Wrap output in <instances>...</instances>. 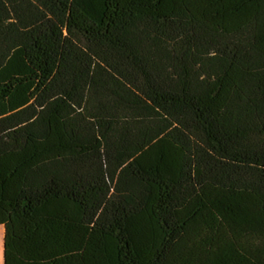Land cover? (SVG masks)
<instances>
[{"label":"trees","instance_id":"16d2710c","mask_svg":"<svg viewBox=\"0 0 264 264\" xmlns=\"http://www.w3.org/2000/svg\"><path fill=\"white\" fill-rule=\"evenodd\" d=\"M3 264H264V0H0Z\"/></svg>","mask_w":264,"mask_h":264},{"label":"rangeland","instance_id":"374dc122","mask_svg":"<svg viewBox=\"0 0 264 264\" xmlns=\"http://www.w3.org/2000/svg\"><path fill=\"white\" fill-rule=\"evenodd\" d=\"M2 241H3V229L0 227V264H3L2 259Z\"/></svg>","mask_w":264,"mask_h":264}]
</instances>
